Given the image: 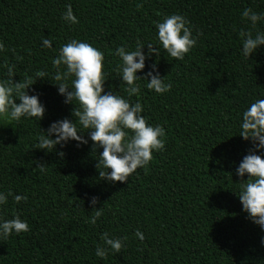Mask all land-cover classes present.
<instances>
[{
  "label": "trees",
  "instance_id": "16d2710c",
  "mask_svg": "<svg viewBox=\"0 0 264 264\" xmlns=\"http://www.w3.org/2000/svg\"><path fill=\"white\" fill-rule=\"evenodd\" d=\"M69 5L79 23L63 19ZM246 8L264 14V0H0V42L6 49L0 52V80L8 79L5 64L15 66L14 82L35 81L39 70L48 74L28 89L46 108L43 120H0V193L13 194L0 216L18 215L31 229L0 240V264H264V229L237 196L244 181L236 169L253 147L239 136L242 114L264 99V45L245 58L239 36L242 29L253 36L264 32V21L253 28L242 16ZM172 14L184 16L198 36L183 61L158 40L156 23ZM73 39L104 53L106 92L133 104L139 100L148 124L165 128V150L154 152L149 166L126 183L101 180L96 164L103 149L93 152L87 133L88 143L79 147L76 141L50 153L35 147L53 122L75 120V105L64 103L52 79L53 59ZM137 41L145 44V55L150 42L160 49L137 75L156 64L172 85L163 95L141 79L139 97H128L121 84L116 49L135 50ZM39 163L46 164L44 172ZM15 195L28 199L17 204ZM92 197L103 213L95 225L87 222L94 215ZM104 232L127 237L121 252L109 251L106 259L96 255L97 245L108 247Z\"/></svg>",
  "mask_w": 264,
  "mask_h": 264
},
{
  "label": "clouds",
  "instance_id": "9594fccd",
  "mask_svg": "<svg viewBox=\"0 0 264 264\" xmlns=\"http://www.w3.org/2000/svg\"><path fill=\"white\" fill-rule=\"evenodd\" d=\"M242 16L251 22L253 28L258 21H264V14H258L251 8L244 9ZM63 19L72 24L79 23L70 5ZM189 23L179 14H172L165 17L163 22L156 23L160 44L168 55L176 60L183 61L197 44L198 36H193ZM239 36L243 41L242 54L245 58H250L264 45V32L257 31L253 36L252 31L242 29ZM43 45L50 48V40L44 39ZM144 47L145 44L137 41L135 50L120 46L115 52L122 60V64L117 65V72L122 78L121 84L126 85L124 90L128 97L134 95L139 97L141 90L137 81L141 79L147 81V89L154 90L160 95L170 91L172 87L170 83L164 82L165 76H160L156 64L151 66L152 70L145 76L137 75L145 69L146 59L151 58L153 54L156 56L161 54L160 49L151 42L147 44V55L142 51ZM3 51L6 49L0 42V52ZM17 59L22 60L23 57ZM104 60V53L90 43L73 39L61 47L59 55L52 61L57 68L52 79L58 82L53 85L58 86L59 94L65 97V104L75 105L71 113L75 120L64 118L53 122L46 131L42 130L37 136L38 143L35 147L49 153L55 151L57 145L63 147L69 141H76L79 147L88 143L84 136V133H87L93 142V152L103 149L98 153L99 159L96 164L101 180L109 183H126L138 169L149 166L154 152L165 150L166 131L160 125L148 124L142 115L144 108L139 100L133 104L129 99L111 90L105 91L104 85L108 80L104 71ZM61 65L65 66L64 71L59 70ZM5 67L8 79L0 80V120L9 123H19L22 118L43 120L46 108L38 95L28 94V89L48 74L39 70L35 73V81L29 78L14 82L15 66L5 64ZM70 78L71 86L68 84ZM239 136L245 141H251L253 147L236 169L237 175L244 183L241 184L239 195L235 194L252 222L264 229V156L256 154L258 151H264V99L256 100L243 112ZM58 155L63 158L65 153L61 151ZM45 165L39 163L37 167L44 172ZM246 174L248 178L245 180L243 178ZM9 195L13 194L10 191L7 194L0 193V206L8 203ZM27 199V196H14L17 204L21 201L26 202ZM98 202L97 197L91 198L94 215L87 222L93 225L103 214L102 209L96 207ZM29 231L31 229L28 223L21 220L18 215L10 220H4L0 216V240L6 241L13 233L19 235ZM136 236L141 241L144 240V235L139 229ZM126 239L127 237L110 238L109 233L104 232L101 240L108 247L97 245L96 255L106 259L109 251L114 254L120 253L125 247ZM261 243L264 244V239Z\"/></svg>",
  "mask_w": 264,
  "mask_h": 264
}]
</instances>
